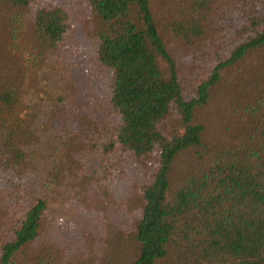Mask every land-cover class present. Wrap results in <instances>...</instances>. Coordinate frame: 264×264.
Returning <instances> with one entry per match:
<instances>
[{"label":"trees","instance_id":"16d2710c","mask_svg":"<svg viewBox=\"0 0 264 264\" xmlns=\"http://www.w3.org/2000/svg\"><path fill=\"white\" fill-rule=\"evenodd\" d=\"M0 264H264V0H0Z\"/></svg>","mask_w":264,"mask_h":264},{"label":"rangeland","instance_id":"374dc122","mask_svg":"<svg viewBox=\"0 0 264 264\" xmlns=\"http://www.w3.org/2000/svg\"><path fill=\"white\" fill-rule=\"evenodd\" d=\"M83 21L84 20L77 19L74 28L70 31L71 35L68 37L67 45L64 48L66 50L55 57V63L52 65L54 68L49 70V79H53V83L51 84L54 85L56 89V97L67 95V86L74 87V92L76 93L74 98L78 101L90 99L95 93V80L89 77L91 72L89 67L85 65V56L79 44L81 43V36L83 34V32H81ZM44 120H46V118H44ZM53 123L56 124L57 122ZM52 133L51 131H47V135ZM57 214L67 219L64 212L59 210Z\"/></svg>","mask_w":264,"mask_h":264}]
</instances>
